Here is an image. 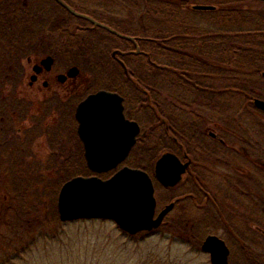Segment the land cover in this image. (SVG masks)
Here are the masks:
<instances>
[{
    "label": "trees",
    "instance_id": "16d2710c",
    "mask_svg": "<svg viewBox=\"0 0 264 264\" xmlns=\"http://www.w3.org/2000/svg\"><path fill=\"white\" fill-rule=\"evenodd\" d=\"M61 1L73 12L90 18L98 25L73 14L57 0H0L1 82L11 85L21 71V59L31 55L51 54L67 67H77L82 78L80 91L69 97L71 99L65 104L59 101L50 104L57 106L56 109L66 107L58 111L60 123H73L77 101L87 94L101 89L118 93L124 100L130 119L141 128L124 164L148 173H152L161 153L183 149L189 152L194 142L202 141L201 131L209 120L213 127L221 124L216 128L218 131L224 127L228 133L231 132L229 134L239 132L243 136L249 132L246 128L240 132L239 128L250 120L247 128L256 129L257 137L264 145L263 126L258 122V115L263 114L252 105L254 98L262 99L264 12H259V9L264 3L254 0ZM198 1L215 7L214 10L199 12L215 15L209 20L212 24L223 25L222 29L213 32L192 27L189 17L197 12L192 6ZM218 16L222 18H216ZM10 94L11 88L4 92L7 97L5 104L0 100V120L9 122L14 120L13 110L23 107L13 101ZM33 114L37 117L25 119L33 125L36 136L45 134L46 127L42 121L46 112L36 107ZM7 127L3 126L4 129ZM12 128L0 140L3 155L0 160L9 161L11 170L23 160L16 163L13 154L3 152L15 144L10 137L14 133ZM48 144L57 154L52 155L45 168L36 170L34 174L42 177L40 175L47 172L58 176L52 181L54 187L50 193L48 218L40 219L33 213L30 216L29 211L26 212L30 209L21 205L23 201L18 207H13L14 210L3 206L0 212V226L4 229H0V264H11L15 259H21L32 244L46 237L47 226L54 233L55 225L60 226L56 198L61 185L74 176L92 174L85 165L83 152L70 158L65 144L49 140ZM245 160L243 157L242 161ZM257 165L256 170L264 173V164ZM107 176L100 175L102 178ZM197 177L194 189H188L192 183L186 176V182L168 191H185L183 195L174 197L175 206L188 202L198 219L182 220L180 216L167 221L165 218L158 229L170 231L198 249L207 235L218 236L221 229L228 230L221 226L233 217L227 214L232 210L224 202L231 192H236L232 184L242 185L244 190L251 191L261 190L262 185L255 179V187L247 181L250 178L241 176L240 179L234 173L230 176L222 171L216 179L218 186L210 190L206 186V175L200 173ZM226 177L229 179L225 182ZM155 187L162 189L157 184ZM243 196L246 197L245 194ZM258 206L263 204L260 202ZM34 212L38 211L34 209ZM260 213L263 219V207ZM18 215L21 218L17 219ZM231 230L236 232V226L233 225ZM228 232L236 246V233ZM254 232L256 237L250 239L252 246L242 242V249L238 244L237 250L231 241L219 236L231 247L229 264L233 252L247 257L243 264H264L263 235L257 229Z\"/></svg>",
    "mask_w": 264,
    "mask_h": 264
},
{
    "label": "rangeland",
    "instance_id": "374dc122",
    "mask_svg": "<svg viewBox=\"0 0 264 264\" xmlns=\"http://www.w3.org/2000/svg\"><path fill=\"white\" fill-rule=\"evenodd\" d=\"M87 1L95 2L92 0ZM199 2L201 1L196 2V4H199ZM259 12H264V6L259 9ZM120 14L126 15L125 12H120ZM213 16L215 15L197 11L191 14L189 21L193 28L197 26L203 31L216 32L215 29H222L223 25L212 24V21L209 19H212ZM216 18L221 19L222 17L218 16ZM218 35L222 34L218 33ZM30 66V62L24 61L25 79L31 74ZM63 70H65V67L61 65L60 68L56 66L54 71L61 72ZM260 92L262 93V99H264V81ZM261 113L263 115H258V122L263 126L261 130L264 131V113ZM249 123H251L250 120L247 121L246 126L242 125L240 132L242 130L246 131L247 129L249 133L244 136L256 140L250 147L251 153H253L252 147H255L254 144L257 145V148L255 147L253 155L250 154V161L247 164L242 161L243 154L239 155V166H243L241 168L243 169V177H253L260 181L262 185L261 190H252L255 201L254 197L253 199L244 196L241 198L239 193L231 192V195H228L224 202L225 204L227 202V205L230 207L229 209L232 210V212L227 214L233 217L227 224H222L221 226L224 228L226 226L233 235L236 233L235 236L246 243V246H252L253 243L250 239L256 237L255 229H264V227H261L264 225V218L262 219L260 213L261 207L258 206L260 202H264V173L256 170L258 163L264 164V145L257 137L256 129L253 131L252 127L247 128L250 126ZM19 124L18 122H14L13 127ZM0 130L2 131L1 124ZM237 134V136H243L239 132ZM25 140L26 138L22 136L16 141L17 143L13 147H8L6 150H3V152L16 156V158H13L16 163H18L19 159L23 160L20 161L21 165H14L12 170L10 169L11 163L9 161L0 160V212L3 206H9L13 209V207H18V204L23 201L21 205L26 209H30L26 211H29L30 216L33 213L40 219H47L49 200L51 197L50 193L54 187L52 181L57 180L58 176L48 174L47 172L42 173L40 175L42 177H37L34 174L37 173L36 170H42L48 165V161L52 158L53 154H50V145L43 137L33 138L32 145L31 143L24 142ZM16 146H18L17 151ZM257 167L259 166L257 165ZM214 171L211 174L214 178L208 181L210 190L218 186L216 179H218V176L221 175L223 170L214 168ZM11 174H14V180ZM61 176L63 179L65 175L63 174ZM183 179L186 182L185 176ZM242 188L244 190V187ZM183 193L185 191H178L176 189L171 192L156 187L154 194L157 203L156 212L165 204L174 201V197L183 195ZM189 205L186 201L178 204L168 213L166 220H175L180 218V216L183 217L181 218L182 220L186 219L191 221L193 218L198 219V217L193 215L194 210ZM34 209L38 212H34ZM16 218L19 219L21 216L18 215ZM1 220L2 218L0 216ZM233 225L236 226V232L231 230ZM0 229L2 231L4 230L1 226ZM55 229L56 231L53 233L51 232L52 228L47 226L45 232L47 233L46 237L38 239L36 244H32L25 251L21 259H15L11 264H210L209 256L203 253L200 248L192 247L189 243L181 240L179 236L165 229H156L150 233L141 232L136 235H128L120 230L113 222L104 220L60 222V226L55 225ZM240 229L242 230L241 232ZM228 230L221 229L218 236L226 240L228 239L231 241L232 246L235 247V242L231 240L232 237ZM234 250H237V246ZM246 258L245 256H238L233 252L230 257V264H241Z\"/></svg>",
    "mask_w": 264,
    "mask_h": 264
},
{
    "label": "water",
    "instance_id": "95a60500",
    "mask_svg": "<svg viewBox=\"0 0 264 264\" xmlns=\"http://www.w3.org/2000/svg\"><path fill=\"white\" fill-rule=\"evenodd\" d=\"M57 1L70 10L61 0ZM255 1L264 3V0ZM192 8L214 9L210 5H194ZM41 63L49 69L52 59L46 57ZM77 71L76 67H71L67 74L74 76ZM122 103L119 94L100 90L89 94L77 105V133L82 141L86 167L95 175L76 176L62 184L56 201L57 215L62 223L106 220L123 232L135 235L157 229L173 209L174 203L171 202L155 216L156 200L150 175L138 168L123 166L117 169L128 157L140 132L136 122L124 118ZM253 104L264 112V100L254 99ZM187 167L188 162H181L175 154L165 152L155 162L153 178L162 187L171 188L180 182ZM115 169L106 179L97 176ZM200 248L209 256L210 264H228L229 250L216 235L206 236Z\"/></svg>",
    "mask_w": 264,
    "mask_h": 264
},
{
    "label": "flooded vegetation",
    "instance_id": "af4514ba",
    "mask_svg": "<svg viewBox=\"0 0 264 264\" xmlns=\"http://www.w3.org/2000/svg\"><path fill=\"white\" fill-rule=\"evenodd\" d=\"M46 57H50L52 59V63L49 69H47L41 63V61L44 60ZM24 61L31 63L30 66L31 74L29 73L30 75L26 79H25ZM61 65L65 67V70L61 72H55L54 70L56 69V66L60 68ZM71 67H75V66L67 67L62 62H59L51 54H41L37 56L31 55L21 59V63L19 64V69L21 71L18 72L17 78L14 80V82L10 85L7 82L0 81V93L2 94L1 101L5 104L4 100L7 99V97L4 95V92L9 88H11L10 97L13 95L12 98L13 101H15L20 105H23V107L18 108L21 114H19L17 109L13 110L15 111L14 114L12 115L14 119L13 121L9 122L5 120H0V124L2 128V131L0 130V140L2 139L4 134L7 135L10 133V127H13L14 122L15 123L18 122L20 124L12 128L14 133L10 135V137L14 139V143H17L16 141L20 137L24 136L26 138L27 136L25 141L27 142L29 141V143H31L32 145L33 138L43 137L47 142L49 140L52 143L65 144V150L68 153L67 157L70 158L72 156L78 157V155L80 156L82 152L84 157L82 141L77 133L78 123L75 119V110L77 105L86 96L98 90L87 94L84 98L82 97L77 101V104L73 110V123H69V122L68 124L60 123V115L58 114V111H60L61 109H65L66 107H60L56 109L57 106L55 108L53 105H50L57 101L65 104L67 100L71 99L69 97H72L73 94L80 91L82 85V78L80 77L79 69L76 67L78 70L76 74L74 76L73 75L68 76L67 71ZM35 68H38L39 70L35 71ZM25 92H27L28 94ZM46 104H49V106H46ZM36 107L38 108L41 107V109H43L46 112L45 114L46 120L44 119V122L42 121V124L44 123V126L46 127L45 134L43 133V135L39 134L37 136L33 132L34 127L33 125H31V122L29 121L28 123V120L25 119L26 117H32V116H34V118L37 117V114H33V111ZM25 112L27 114L22 115V113ZM240 114L241 113H239V116ZM123 115L126 120H131L129 114L125 109V106L123 109ZM221 115L225 116V114H221ZM205 124L206 126L201 131V134L203 136L202 141L194 142L189 152L184 151V149L181 150L180 152H173L180 159L181 162H188L186 174H184L185 177L189 176L191 179L192 184L191 186H188V189L191 188L194 189L195 187L194 185H196L198 181L197 176L200 173L206 175L205 182H206V186L208 187L209 186L208 181H211V177L208 176L214 173L213 172L214 168H220L221 170H223V172H228L230 176L231 173H234V176H238L241 179V176L243 174L242 173L243 169H241L242 167L239 166L240 165L239 155L243 154V156L247 159V161L245 160L244 162L247 164V162L250 161L249 160L250 154L253 155L255 151V147L257 146L256 144H254L255 147H252L253 153H251L250 147L253 145V142H256L255 139L253 138L251 139L248 136H244V137L237 136L238 135L237 133L229 134L231 132L229 131L228 133L224 127H222L220 131H218L216 128L218 126H221V124H218L217 127H213L210 123V120L207 121ZM4 125L8 127L4 129L3 128ZM67 145H69L68 148ZM17 149L18 148H16V151ZM49 149L51 151L50 154H57L55 149H52L50 146ZM1 158H3V155L0 152V159ZM223 159L225 161H223ZM249 168L251 167L249 166ZM228 179L229 178L226 177V180L224 181L226 182L228 181ZM250 179L251 180L247 179V181L252 182L254 184L255 179L253 177ZM183 181L184 179L182 178L181 182ZM177 186L173 188H176ZM232 186L236 189V192H239L241 196L245 194L247 198L253 199L254 197L253 191L243 190L241 187L242 185L237 187L232 184ZM162 189H166V188L162 187ZM168 189L169 188H167L166 190ZM261 203L263 204L262 207L264 212V202L262 201ZM261 227H264V225H262ZM257 230L259 233L263 235L262 240L264 241V229H257ZM238 244L241 245V249H242L243 243L241 239L237 237L236 246H238ZM226 245L228 246L229 252L231 253V247L227 243Z\"/></svg>",
    "mask_w": 264,
    "mask_h": 264
},
{
    "label": "bare ground",
    "instance_id": "6f19581e",
    "mask_svg": "<svg viewBox=\"0 0 264 264\" xmlns=\"http://www.w3.org/2000/svg\"><path fill=\"white\" fill-rule=\"evenodd\" d=\"M261 3H263V2H261ZM194 5H205V4H194ZM131 121H134V120H131ZM134 122H136V121H134ZM92 175V174H91ZM91 175H89V176H91ZM80 176V175H79ZM74 177H76V176H74ZM84 177H86V176H84ZM73 178V177H72ZM71 179V178H70ZM175 205H176V203H175ZM200 250H201V248H200Z\"/></svg>",
    "mask_w": 264,
    "mask_h": 264
}]
</instances>
